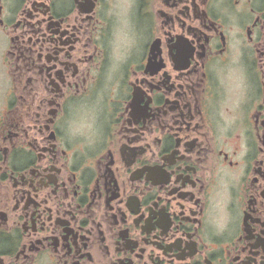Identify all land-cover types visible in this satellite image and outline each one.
Wrapping results in <instances>:
<instances>
[{
  "label": "flooded vegetation",
  "instance_id": "obj_1",
  "mask_svg": "<svg viewBox=\"0 0 264 264\" xmlns=\"http://www.w3.org/2000/svg\"><path fill=\"white\" fill-rule=\"evenodd\" d=\"M0 264H264V0H0Z\"/></svg>",
  "mask_w": 264,
  "mask_h": 264
}]
</instances>
